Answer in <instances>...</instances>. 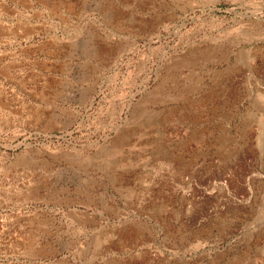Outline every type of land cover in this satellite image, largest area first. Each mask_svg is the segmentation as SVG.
Returning a JSON list of instances; mask_svg holds the SVG:
<instances>
[{
	"label": "rangeland",
	"instance_id": "374dc122",
	"mask_svg": "<svg viewBox=\"0 0 264 264\" xmlns=\"http://www.w3.org/2000/svg\"><path fill=\"white\" fill-rule=\"evenodd\" d=\"M0 264H264V0H0Z\"/></svg>",
	"mask_w": 264,
	"mask_h": 264
}]
</instances>
